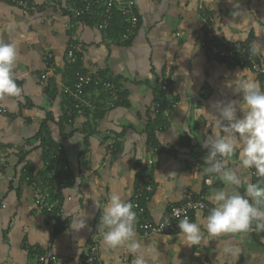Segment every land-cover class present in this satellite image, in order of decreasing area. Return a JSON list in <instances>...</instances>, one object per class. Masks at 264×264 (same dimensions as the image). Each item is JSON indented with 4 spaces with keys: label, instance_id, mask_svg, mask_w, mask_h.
Masks as SVG:
<instances>
[{
    "label": "crops",
    "instance_id": "0c3cea01",
    "mask_svg": "<svg viewBox=\"0 0 264 264\" xmlns=\"http://www.w3.org/2000/svg\"><path fill=\"white\" fill-rule=\"evenodd\" d=\"M28 1L31 9L24 13L0 0V40L17 48L14 74L21 88L19 97L0 98V264H80L109 196L118 191L130 202L149 160L153 190L145 206L152 221L164 219L187 194L206 193L208 199L223 186L204 171L202 144L219 130L211 113L218 101H240L233 81L253 76L260 84V79L249 68L208 56L201 41L258 45L255 54L264 59V0H135L139 25L128 42L74 20L66 9L69 0ZM70 45L82 69L120 80L122 105L110 106L106 96L89 91L84 113L70 111ZM164 78L172 83L159 93ZM53 89L55 97L49 95ZM171 100L175 109L159 117L156 103L166 110ZM149 119L156 125L154 143L145 134ZM46 120L47 132L37 139ZM56 147L63 149L65 182L58 189L62 212L54 235L21 171L30 164L33 173L39 172ZM241 174L252 183L250 171ZM208 175L215 180L210 190L204 184ZM199 214L201 220L208 215ZM84 216L85 227L72 229ZM201 230L204 243L197 246L185 245L179 231L149 238L137 234L146 254L158 250L159 264H264V231L210 238ZM228 244L240 249L238 256L223 251ZM41 255L52 261L40 263ZM96 257V264H133L135 259L126 250L105 248L101 237Z\"/></svg>",
    "mask_w": 264,
    "mask_h": 264
},
{
    "label": "clouds",
    "instance_id": "9594fccd",
    "mask_svg": "<svg viewBox=\"0 0 264 264\" xmlns=\"http://www.w3.org/2000/svg\"><path fill=\"white\" fill-rule=\"evenodd\" d=\"M258 51L259 46L253 45V54ZM17 57L16 46L0 40V98L21 94L14 74ZM232 83L240 101L216 102V112L211 115L219 130L206 137L202 144L207 149L204 171L215 174L223 186L209 194L213 207L206 218L201 220L198 212L194 221L187 216L179 220L180 236L188 246L204 243L202 228L210 238L245 235L253 229L264 231V90L253 76ZM234 157L232 166L230 161ZM253 169L262 178L257 183L248 182L241 174ZM242 187L243 193L240 191ZM91 199L96 202L98 197L92 196ZM136 222L133 205L126 202L118 191L113 192L97 225L101 244L134 255L133 264H159L158 250L146 254L138 238ZM85 225L84 216L77 220L78 227L72 229L79 231ZM222 247L227 255L238 256L240 253L235 245Z\"/></svg>",
    "mask_w": 264,
    "mask_h": 264
},
{
    "label": "built area",
    "instance_id": "2783aa9c",
    "mask_svg": "<svg viewBox=\"0 0 264 264\" xmlns=\"http://www.w3.org/2000/svg\"><path fill=\"white\" fill-rule=\"evenodd\" d=\"M18 7L22 12L26 13L31 9V4L28 0H1ZM67 11L74 16V18L91 23L97 30L104 35H108V30L115 16H121L125 28L120 33L118 42L130 41L136 33L139 25V19L135 11V0H69ZM201 19L204 24L207 23L208 17L201 8ZM207 32L211 29L207 26ZM201 47L208 56L216 57L226 60L234 66L249 68L260 79L261 90H264V59L256 54H253L252 47L248 43H228L218 41L211 37L201 41ZM66 60L70 67L77 63V49L74 45H70L66 49ZM45 76L41 75V79ZM172 83V79H163L159 83L161 91H168ZM90 86H101L102 90L107 94L109 105L113 103H121V89L117 84L110 81H103L98 76L80 69L75 72L72 87L67 90V94L74 101L75 107L73 113L82 115L85 108L89 104L86 101L88 89ZM94 89L97 95H101V91ZM92 91V92H93ZM176 104L171 105L172 110L175 109ZM156 112H161L164 117L169 116V111L163 110L160 105L156 104ZM64 161L62 147H57L50 154L49 160L43 162L42 173H36L32 177H27L28 182L33 189V197L39 210L45 215L51 234H54V229L57 219L61 216V203L59 200H53V197L58 196L59 187L63 185L65 180L63 174L60 177L59 185L52 184V179L55 177V171ZM154 166L152 160L147 162L145 172L140 178L137 188L130 200L133 205V210L136 213L137 222L136 230L144 238H149L154 235H164L179 231L178 223L180 219L187 216L190 220L192 215L199 211L209 213L211 206L208 203L207 194H187L182 204L174 207L171 212L161 221L155 222L146 216V202L153 190V181L151 177V170ZM252 183H257L259 177L255 174V170H250ZM205 187L210 190L215 184L212 175L206 176L204 180ZM102 215V214H101ZM100 215V216H101ZM99 216V219H100ZM95 224V230L89 237L87 246L80 264H96L98 240L101 237L97 229L99 222ZM252 230L251 232H253ZM250 232V233H251ZM40 263L50 262L52 258L41 255L38 257Z\"/></svg>",
    "mask_w": 264,
    "mask_h": 264
},
{
    "label": "trees",
    "instance_id": "16d2710c",
    "mask_svg": "<svg viewBox=\"0 0 264 264\" xmlns=\"http://www.w3.org/2000/svg\"><path fill=\"white\" fill-rule=\"evenodd\" d=\"M74 20H77V21H81V20H79V19H75L73 16H71ZM90 25H92L91 23H89ZM125 28V24L123 23V21H122V18H121V16H115V18H114V20L112 21V23H111V27H110V29L108 30V36L110 37V38H112L113 40H118V38H119V35H120V33L123 31V29ZM77 63L75 64V65H73L72 67H70V71H69V74L74 78V75H75V72L76 71H78V70H80L81 68H82V66H81V63H80V59L78 58V54H77ZM102 79V78H101ZM164 79H168V78H164ZM103 81H110V82H112V83H114V84H119L120 83V80L119 79H114V78H112V77H105V78H103L102 79ZM119 86V85H118ZM72 87V86H71ZM94 89H98L99 91L100 90H102V87L101 86H90L89 87V89H88V91H93ZM122 91V90H121ZM160 89H159V93H160ZM156 92V91H155ZM162 92H166V91H162ZM124 93L125 92H122L121 93V98H122V102L121 103H113V105L112 106H118V105H122L123 103H124V101H125V96H124ZM102 96H106L107 94L105 93V91H101V93H100ZM49 95H51V97H55V95H56V91L53 89V90H51L50 92H49ZM173 103H175V101H173V100H171V101H169L168 102V108L166 109V111H170V110H172V108H171V105L173 104ZM156 104H158V105H160L159 103H156ZM74 107H75V103H73V106L71 107V110L70 111H74ZM162 108V107H161ZM164 109V108H163ZM165 110V109H164ZM159 117H161V118H163V115H162V113L161 112H159L158 114H157ZM50 120V119H49ZM47 122H48V120H46L44 123H43V125H42V127H41V129H40V131L38 132V134H37V136H36V138L37 139H41L42 137H43V134L45 133V132H47ZM156 130V125L154 124V122L151 120V119H149L148 120V123H147V126H146V128H145V134L147 135V137L154 143L155 142V136H154V131ZM57 149V147L56 148H54L50 153H48L47 155H45V157H44V159H43V162H45V161H47V160H49V158H50V154L54 151V150H56ZM24 161V158H22L21 160H20V162H23ZM63 169H64V161L59 165V166H57V168H56V171H55V177L52 179V184L53 185H55V186H58L59 185V180H60V177H61V175H62V172H63ZM144 172H145V169H144V171L140 174V178L142 177V175L144 174ZM21 173H22V178L26 181V178L27 177H32L33 175H35L36 173H33V168L30 166V164H25L24 165V167H23V169H22V171H21ZM38 174H41L42 173V169L39 171V172H37ZM262 178H260L259 177V179L257 180V182H259L260 180H261ZM28 185H30L28 182H26ZM58 196H55V197H53V200H57L58 198H57ZM100 216V215H99ZM98 219H99V217L97 218V221H98ZM97 221H96V223H97ZM58 227H59V218L57 219V221H56V225H55V229H54V235H56V234H58V231H59V229H58ZM258 233H261V231H259Z\"/></svg>",
    "mask_w": 264,
    "mask_h": 264
}]
</instances>
